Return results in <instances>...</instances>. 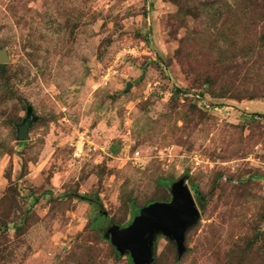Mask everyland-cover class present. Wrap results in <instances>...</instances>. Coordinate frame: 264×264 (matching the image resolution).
<instances>
[{
	"label": "rangeland",
	"instance_id": "rangeland-1",
	"mask_svg": "<svg viewBox=\"0 0 264 264\" xmlns=\"http://www.w3.org/2000/svg\"><path fill=\"white\" fill-rule=\"evenodd\" d=\"M0 52V264H132L104 229L182 177L153 264H264V0H0Z\"/></svg>",
	"mask_w": 264,
	"mask_h": 264
},
{
	"label": "water",
	"instance_id": "water-1",
	"mask_svg": "<svg viewBox=\"0 0 264 264\" xmlns=\"http://www.w3.org/2000/svg\"><path fill=\"white\" fill-rule=\"evenodd\" d=\"M6 62V55L0 52V63ZM30 115L17 127V140H28L32 123ZM185 177L173 182L169 203H153L134 212L132 223L126 228L109 223L103 236L120 254H129L132 264H153L156 239L160 236L173 242L178 257L185 251V234L199 220V211L192 194L184 184Z\"/></svg>",
	"mask_w": 264,
	"mask_h": 264
},
{
	"label": "trees",
	"instance_id": "trees-1",
	"mask_svg": "<svg viewBox=\"0 0 264 264\" xmlns=\"http://www.w3.org/2000/svg\"><path fill=\"white\" fill-rule=\"evenodd\" d=\"M1 67L4 68L3 65H1ZM193 189L195 190V193H196V196L198 197V199H199V200L203 199V197L200 196V193H199V191L197 190V186H193ZM94 202H96V201H94ZM96 204H98V203L96 202ZM135 211H136V210L134 209V210L132 211V213L134 214ZM107 240H108V239H107Z\"/></svg>",
	"mask_w": 264,
	"mask_h": 264
}]
</instances>
